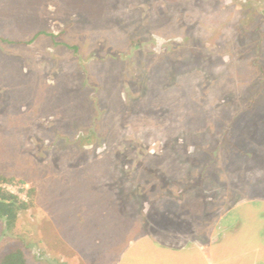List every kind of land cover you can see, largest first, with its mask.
Returning <instances> with one entry per match:
<instances>
[{
	"label": "rangeland",
	"instance_id": "rangeland-1",
	"mask_svg": "<svg viewBox=\"0 0 264 264\" xmlns=\"http://www.w3.org/2000/svg\"><path fill=\"white\" fill-rule=\"evenodd\" d=\"M262 82L264 0H0V175L33 201L0 255L207 244L264 199Z\"/></svg>",
	"mask_w": 264,
	"mask_h": 264
},
{
	"label": "crops",
	"instance_id": "crops-1",
	"mask_svg": "<svg viewBox=\"0 0 264 264\" xmlns=\"http://www.w3.org/2000/svg\"><path fill=\"white\" fill-rule=\"evenodd\" d=\"M220 223L207 244L199 238L182 246L134 239L114 264H264V199L239 203Z\"/></svg>",
	"mask_w": 264,
	"mask_h": 264
},
{
	"label": "trees",
	"instance_id": "trees-1",
	"mask_svg": "<svg viewBox=\"0 0 264 264\" xmlns=\"http://www.w3.org/2000/svg\"><path fill=\"white\" fill-rule=\"evenodd\" d=\"M11 181L12 179L0 175V220L5 223L8 230L14 228L20 214L33 204L31 197L25 200L8 189L6 185L4 186ZM0 264H28L24 249L19 245H13L0 255Z\"/></svg>",
	"mask_w": 264,
	"mask_h": 264
}]
</instances>
